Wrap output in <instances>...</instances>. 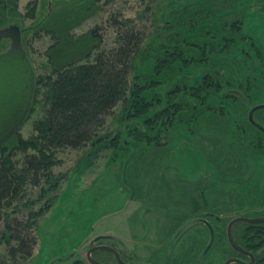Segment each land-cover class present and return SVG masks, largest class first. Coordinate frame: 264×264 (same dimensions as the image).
Masks as SVG:
<instances>
[{
	"label": "rangeland",
	"instance_id": "obj_1",
	"mask_svg": "<svg viewBox=\"0 0 264 264\" xmlns=\"http://www.w3.org/2000/svg\"><path fill=\"white\" fill-rule=\"evenodd\" d=\"M74 1L78 0L69 2ZM233 1L237 0L230 3ZM261 1L263 4L259 5L264 8V0ZM47 2L15 0L13 8L17 16H12L9 10L2 12L7 20L5 26L19 23L21 42L34 75L49 72L48 47L59 42L55 35L36 25L45 14ZM79 2L85 6L68 20L64 35L68 39L84 35L89 38L88 34L96 37L93 40L97 48L89 50L91 54L86 59L90 60L97 51L114 53L130 35L135 40L139 37L137 51L126 68L124 97L103 117L96 129L95 143L89 141L76 149H55V162L49 172L51 176H63L54 190L44 191L49 185L44 182L43 171L33 176L25 170L17 193L0 207V260L4 264H89L85 249L96 242L110 243L123 252L129 264H222L232 256H228L231 247L225 237L227 222L235 216L264 215V136L245 122L247 108L264 103V9L257 11L256 3L245 8L242 29L251 38L252 46L241 30L242 35L234 38L235 44L198 64V48L180 45L181 55L187 58L195 54L194 61L183 71L176 67L182 65L181 58L174 57L175 74L186 73L188 78L200 81L203 72H207L219 90L208 88L202 101L208 110L200 108L199 115L196 111L194 125L182 122L177 128L163 126L164 130L157 132L158 138L146 140L122 130L123 121H130L123 112L127 110L125 100L130 98L131 87L137 82L136 74L151 73L153 64L170 52L164 49L170 41L197 37L196 29L189 30L193 27L190 18L181 11L195 10L196 20L198 5H204L221 16L218 19L221 25L232 16L217 9L230 11L229 3L227 0ZM48 5L54 11L67 6L60 0H51ZM227 30L228 34L234 32L221 28V35ZM1 40L6 48L8 39ZM169 82L161 77L154 90L168 86ZM194 101L198 109V98ZM39 115L36 110L24 119L17 130L21 139L31 138L32 122ZM254 119L264 125V111L256 112ZM123 138L130 141L128 146L120 144ZM34 153L31 148L12 151L10 161L17 173L24 168L25 155ZM51 197L52 202H46ZM38 210L34 222L25 227L30 214ZM203 223H208L215 232L224 229V234L220 239L214 237L205 253L202 248L209 238ZM6 224L11 225L13 233L33 239L30 256L8 255L9 247L17 243L8 239ZM233 227L234 224L231 232ZM104 234L114 237V241L103 240Z\"/></svg>",
	"mask_w": 264,
	"mask_h": 264
},
{
	"label": "trees",
	"instance_id": "obj_2",
	"mask_svg": "<svg viewBox=\"0 0 264 264\" xmlns=\"http://www.w3.org/2000/svg\"><path fill=\"white\" fill-rule=\"evenodd\" d=\"M60 1L66 2V8L62 10L57 8V11H54L48 5L51 0H48L45 14L36 24L39 29L55 35L59 42L48 47L50 49L47 53L49 72L44 75H34L31 104L25 117L27 120L36 110L40 112L39 117L32 122L34 134L28 140H23L16 131L0 143V207L2 202L8 203L9 197L17 193L23 182L22 174L26 171L31 172L33 176L43 171L44 182L49 185L44 191L54 190L63 176L62 174L56 177L51 176L49 172L51 164L55 162L53 160L55 149L63 147L76 149L89 141L91 144L95 143L93 140L96 129L102 124L103 117L110 112L120 98L124 97L127 84L126 68L133 53L137 51L139 37L135 40L130 35V39H123V46L118 47L114 53L107 54L97 51L92 53L90 60L86 59L91 54L89 50L97 48V44L93 40L96 37L88 34L89 38L84 35L74 39L69 37L68 39L64 35L68 20L75 18L79 9H83L82 6L85 5L79 2L80 0L71 3L70 0ZM14 2L15 0H0V26H5L4 23L7 21L2 13L5 10H9L12 16L18 15L13 8ZM227 2L230 11L228 9L222 11L220 8L217 9V12L229 14L233 19L231 18L227 23L223 22L221 25L218 23L221 16H217L215 11L204 7V5H198L196 20L193 19L195 10L194 12L192 10L180 12L185 13L190 18L193 27L189 30L196 29L198 35L195 38L186 36L183 38L184 41L180 38L170 41L168 45L163 44L165 45L164 49H170V52H165L164 57L158 59L156 63L154 62L151 73L136 74L134 79L137 82L134 81L130 90V98L125 100L124 110H127L123 113L126 118L130 117V121H123L122 130L124 132L132 133L135 137L143 136L146 140L153 137L158 138L157 132L161 129L164 130L163 126L177 128V124L182 122L194 125L197 119L196 111L198 110L199 115L202 112L200 108L204 107L208 110V107L202 103L206 97L205 93H208V88H214L215 91H218V85L207 72H203L200 81L188 78L186 73L176 75L175 63L172 61L174 57L181 58L179 60L182 65L176 67L183 71L186 70L183 67L194 61L195 54L187 58L181 55L180 45L184 43L187 46L198 48V64H202L213 53L235 44L234 38L242 35L241 30L248 37V45L252 46L251 38L242 29L246 14L245 8L247 6L252 7L256 3L257 11H259L260 8H263L262 1L237 0L236 3L234 1L230 3V0H227ZM259 3H262L261 6ZM208 12H212V14ZM12 24L19 26L17 22ZM221 28L233 29L235 33L228 34L227 30V33L222 36ZM183 34L185 35L184 32ZM2 41L4 40L0 41V49L4 50L5 44ZM21 45L25 50L22 42ZM159 60L164 61L158 63ZM138 77L141 78V81L137 80ZM161 77L170 82L168 86L162 85L158 91H155L154 86ZM189 80L191 82H188ZM197 98L198 109L194 101ZM249 108L245 112V122L264 136L262 132L247 121L246 115ZM259 111H264V109L254 111L253 119L255 113ZM254 121L264 127L262 123L255 119ZM99 140L100 138L96 139V141ZM120 144L123 147L128 146L130 141L123 138ZM27 148H31L36 153L25 155L24 168L19 169L17 173L10 161V154L14 149L24 152ZM52 200L53 197L47 199L46 202H52ZM39 212L40 210L32 212L24 226L32 224ZM203 224L206 226L209 238L208 243L202 248V252L205 253L214 237L220 239L224 234V229L218 228L217 232L212 229L210 235L208 228L210 225L208 223ZM6 228L8 239H13L17 243L15 247H9L8 255L11 258H14L17 253L23 257L30 256L33 239L24 237L21 233H13L14 230L10 224H6ZM22 230L23 228L20 231ZM231 234L240 248L252 254L254 258L252 264H264V223L239 221L234 223ZM229 251L228 256L237 255L233 249L229 248ZM0 264H4V262L0 260Z\"/></svg>",
	"mask_w": 264,
	"mask_h": 264
},
{
	"label": "water",
	"instance_id": "obj_3",
	"mask_svg": "<svg viewBox=\"0 0 264 264\" xmlns=\"http://www.w3.org/2000/svg\"><path fill=\"white\" fill-rule=\"evenodd\" d=\"M8 39V46L0 51V143L9 138L23 123L28 114L34 86V72L30 59L21 45L20 28L17 24H9L0 28V39ZM264 109V103L251 106L247 111V121L264 134V127L253 119V112ZM264 223L262 216H235L225 226V237L229 246L237 253L245 254L248 261L244 262L238 258H227L222 264H252V254L243 250L232 238L231 227L236 222ZM209 232L211 235V229ZM94 241V240H93ZM211 241V240H210ZM96 249L110 251L118 264L122 262L116 251L106 245H96L86 252V259L92 264H102L93 260L89 252Z\"/></svg>",
	"mask_w": 264,
	"mask_h": 264
},
{
	"label": "flooded vegetation",
	"instance_id": "obj_4",
	"mask_svg": "<svg viewBox=\"0 0 264 264\" xmlns=\"http://www.w3.org/2000/svg\"><path fill=\"white\" fill-rule=\"evenodd\" d=\"M198 219V218H197ZM102 236H104L103 237V240H105V241H114V237H112V236H109L108 234H104V235H102ZM115 243L117 244V245H120L117 241H115ZM96 245H106V246H109V247H111V248H113L115 251H116V253L118 254V257H119V259L122 261V262H124V263H126V264H129V263H127L126 261H125V258L123 257V252H121V251H119L117 248H114L110 243H107V244H103V243H96V242H92L91 244H89V246L85 249L86 251H85V258H86V252L88 251V249H91L92 247H94V246H96ZM237 253V252H236ZM89 256L93 259V260H95V261H97V262H100V263H102V264H118V262H117V260L115 259V257H114V255L110 252V251H108V250H103V249H96V250H92V251H90L89 252ZM71 257V256H70ZM228 258H238V259H240V260H242V261H244V262H247L248 261V257H247V255H245V254H240V253H237V255L236 256H230V257H228ZM227 259V258H226ZM88 261V260H87ZM88 263L89 264H92V263H90L89 261H88ZM229 264H231V263H229ZM236 264V263H235Z\"/></svg>",
	"mask_w": 264,
	"mask_h": 264
}]
</instances>
